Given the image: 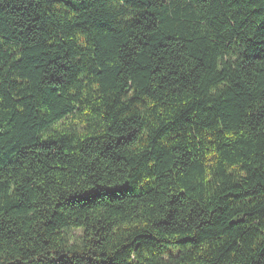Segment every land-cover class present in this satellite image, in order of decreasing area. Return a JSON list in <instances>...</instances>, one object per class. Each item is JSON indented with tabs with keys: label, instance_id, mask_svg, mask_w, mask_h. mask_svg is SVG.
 <instances>
[{
	"label": "trees",
	"instance_id": "1",
	"mask_svg": "<svg viewBox=\"0 0 264 264\" xmlns=\"http://www.w3.org/2000/svg\"><path fill=\"white\" fill-rule=\"evenodd\" d=\"M0 264H264V0H0Z\"/></svg>",
	"mask_w": 264,
	"mask_h": 264
},
{
	"label": "rangeland",
	"instance_id": "2",
	"mask_svg": "<svg viewBox=\"0 0 264 264\" xmlns=\"http://www.w3.org/2000/svg\"><path fill=\"white\" fill-rule=\"evenodd\" d=\"M78 233V231H76Z\"/></svg>",
	"mask_w": 264,
	"mask_h": 264
}]
</instances>
